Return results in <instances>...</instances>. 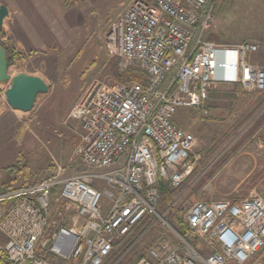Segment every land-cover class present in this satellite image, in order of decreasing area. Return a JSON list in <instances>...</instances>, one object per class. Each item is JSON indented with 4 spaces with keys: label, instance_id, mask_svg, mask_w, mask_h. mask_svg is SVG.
<instances>
[{
    "label": "built area",
    "instance_id": "built-area-1",
    "mask_svg": "<svg viewBox=\"0 0 264 264\" xmlns=\"http://www.w3.org/2000/svg\"><path fill=\"white\" fill-rule=\"evenodd\" d=\"M218 2L134 0L119 15L104 45L126 78L93 80L69 115L86 171L65 177L56 164L48 178L0 194V264H120L135 245L118 259L119 244L153 220L173 241L148 246L135 264H262L264 193L191 203L187 236L158 209L199 161L196 138L176 123L181 108L204 106L221 85L264 92V43L208 39Z\"/></svg>",
    "mask_w": 264,
    "mask_h": 264
},
{
    "label": "rangeland",
    "instance_id": "rangeland-1",
    "mask_svg": "<svg viewBox=\"0 0 264 264\" xmlns=\"http://www.w3.org/2000/svg\"><path fill=\"white\" fill-rule=\"evenodd\" d=\"M80 1L74 25L52 33L64 34L62 42L56 39L53 45H33L34 54L14 57L21 70L48 84V92L38 95L33 110L28 114L12 110L7 102L9 83L0 84L2 109L9 112V122L0 126V194L48 178L56 164L66 168L65 177L85 172L80 160L81 129L69 115L93 80L126 78L118 76L104 37L134 0ZM215 19V27L207 35L210 40L264 43V0H219ZM2 38L9 36L1 29L0 42ZM14 66L10 75L17 71ZM176 123L196 138L193 154L199 161L183 188L163 191L158 209L172 227L181 231L176 220H183V210L193 202L264 193V92H250L238 85L218 86L204 106L181 108ZM51 167L54 172L49 175ZM99 186L105 184L99 182ZM102 205L108 208L110 202L103 198ZM155 222L136 227L119 244L118 259L135 245L120 264L136 263L158 241H173L168 227Z\"/></svg>",
    "mask_w": 264,
    "mask_h": 264
},
{
    "label": "crops",
    "instance_id": "crops-1",
    "mask_svg": "<svg viewBox=\"0 0 264 264\" xmlns=\"http://www.w3.org/2000/svg\"><path fill=\"white\" fill-rule=\"evenodd\" d=\"M81 2L80 0H0V6H5L8 10V16L5 18L0 28L9 36V49L7 50L8 60L12 64H8V72L16 64L15 71L12 76H16L21 70L19 59L12 58L10 50L15 53L24 54L32 52L33 45L43 47L53 45L52 41L59 39L62 42L65 38L64 34L54 32H65L77 21L75 8ZM9 51V53H8ZM10 84H7L9 87ZM2 88L0 86V126L2 123L9 122V112L2 109ZM54 172V167L47 169L50 175ZM56 191L53 192V197Z\"/></svg>",
    "mask_w": 264,
    "mask_h": 264
},
{
    "label": "water",
    "instance_id": "water-1",
    "mask_svg": "<svg viewBox=\"0 0 264 264\" xmlns=\"http://www.w3.org/2000/svg\"><path fill=\"white\" fill-rule=\"evenodd\" d=\"M8 16L5 6H0V25H3ZM7 50L0 45V84H10V93L7 97L8 105L18 113H30L39 94L47 93L48 84L40 77L20 72L11 76L8 72Z\"/></svg>",
    "mask_w": 264,
    "mask_h": 264
},
{
    "label": "trees",
    "instance_id": "trees-1",
    "mask_svg": "<svg viewBox=\"0 0 264 264\" xmlns=\"http://www.w3.org/2000/svg\"><path fill=\"white\" fill-rule=\"evenodd\" d=\"M8 53H9V51H8ZM32 54H34V52H31V53H30V55H32ZM10 55H12V58H13V57H16V58H24L21 54L15 53L13 50H10ZM10 61H11V60H8V64H10ZM176 221L178 222V225L180 226L181 231H182V233L184 234V236H187L188 231H187V227L185 226L183 220H182V219H179V220H176ZM142 256H143V255H141V256L139 257V259H140ZM139 259H138V260H139ZM134 264H135V263H134Z\"/></svg>",
    "mask_w": 264,
    "mask_h": 264
}]
</instances>
